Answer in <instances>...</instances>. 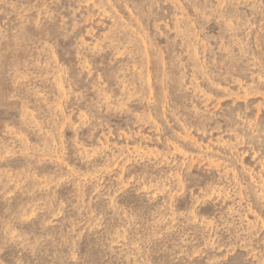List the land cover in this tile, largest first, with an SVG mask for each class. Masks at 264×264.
Wrapping results in <instances>:
<instances>
[{"label":"rangeland","instance_id":"1","mask_svg":"<svg viewBox=\"0 0 264 264\" xmlns=\"http://www.w3.org/2000/svg\"><path fill=\"white\" fill-rule=\"evenodd\" d=\"M0 264H264V0H0Z\"/></svg>","mask_w":264,"mask_h":264},{"label":"bare ground","instance_id":"2","mask_svg":"<svg viewBox=\"0 0 264 264\" xmlns=\"http://www.w3.org/2000/svg\"><path fill=\"white\" fill-rule=\"evenodd\" d=\"M23 171V170H22Z\"/></svg>","mask_w":264,"mask_h":264}]
</instances>
